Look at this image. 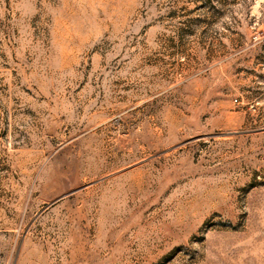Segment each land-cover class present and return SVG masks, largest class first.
I'll return each mask as SVG.
<instances>
[{"label":"rangeland","instance_id":"1","mask_svg":"<svg viewBox=\"0 0 264 264\" xmlns=\"http://www.w3.org/2000/svg\"><path fill=\"white\" fill-rule=\"evenodd\" d=\"M0 264H264V0H0Z\"/></svg>","mask_w":264,"mask_h":264}]
</instances>
